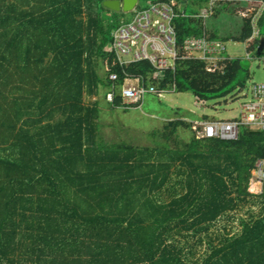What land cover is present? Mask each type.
I'll use <instances>...</instances> for the list:
<instances>
[{"label": "trees", "instance_id": "16d2710c", "mask_svg": "<svg viewBox=\"0 0 264 264\" xmlns=\"http://www.w3.org/2000/svg\"><path fill=\"white\" fill-rule=\"evenodd\" d=\"M106 1L114 0H0V264H264V183L260 195L248 192L264 160L263 131L200 140L192 124L175 121L156 149L107 146L99 104H84L86 95L114 91L108 103L127 112L124 79L150 77L159 89L193 93L205 107L244 90L249 70L230 55L214 73L206 62L179 61L161 81L150 63L121 66L114 33L133 11H112ZM172 1L139 0L137 7ZM175 1L183 13L180 43L207 34L247 44L248 58L264 63V9L253 23L264 0ZM226 18L238 20L235 30L220 28ZM180 128L193 136L173 149ZM250 203L261 215L241 234L211 233ZM199 247L206 255L193 261Z\"/></svg>", "mask_w": 264, "mask_h": 264}, {"label": "built area", "instance_id": "2783aa9c", "mask_svg": "<svg viewBox=\"0 0 264 264\" xmlns=\"http://www.w3.org/2000/svg\"><path fill=\"white\" fill-rule=\"evenodd\" d=\"M263 3L261 2L262 7L254 16V24L258 22L264 9ZM211 14L205 12L202 17L207 18ZM180 16L182 17L183 13L180 14L173 4L167 2L150 4L143 9L136 7L131 21L123 24L114 33L112 47L118 57L117 63L119 62L121 66L150 63L158 74L159 81L164 78L167 71H174L179 61H203L208 63L209 72H216L219 64L229 57L226 44L212 39L207 34L198 38H188L180 43L176 25ZM258 35L259 32L256 30L250 41ZM110 80L115 84L119 81V76L112 74ZM151 80L150 77L148 82L144 78L126 77L119 91L123 99V108L129 110L141 108L148 96H161L167 92V90H159ZM113 92L107 95L108 102L112 104L115 101ZM250 96L251 99L242 105L240 116L235 119L196 122L192 129L197 138L232 142L239 139L243 128L264 132V83L255 84ZM253 174L256 180L253 182L254 185L263 187L264 160L256 163Z\"/></svg>", "mask_w": 264, "mask_h": 264}, {"label": "rangeland", "instance_id": "374dc122", "mask_svg": "<svg viewBox=\"0 0 264 264\" xmlns=\"http://www.w3.org/2000/svg\"><path fill=\"white\" fill-rule=\"evenodd\" d=\"M252 2L255 3L256 1ZM171 4L179 10L180 4L177 1L174 0ZM252 13H254L253 9L241 13V15L247 17ZM131 18L130 15L125 17L126 20H131ZM237 23V19L226 18L219 21L218 25L221 29L223 26H227L226 28L231 32L236 29ZM226 46L229 55L232 58L240 59L244 67L249 70L250 78L246 79L247 85L244 90L236 89L225 99L210 100L205 107H201L196 96L191 92L176 93L175 86L171 89H159L167 90V92L161 96L150 95L141 108L130 109L127 112L110 106L107 100L110 91L102 90L100 96L86 95L85 105L99 104V133L102 144L107 146L125 144L138 149H156L158 142L163 143L165 141L162 136L169 134V131L166 130L168 123L183 121L194 126L196 122H202L206 116L210 117L209 122L232 120L239 117L242 105L251 99L250 93L253 86L264 83V63L252 57L248 58L247 44L231 42L227 43ZM176 67L174 71H176ZM104 71V69L101 70L102 75H104ZM242 77L245 78L246 74L244 73ZM192 136L191 131L180 128L177 137H174L175 141L179 142L176 144L172 140L169 144L173 149L184 148L189 144ZM252 178L248 192L253 195H260L263 187L254 185L253 182H256L254 174ZM172 180H178L176 174L172 176ZM231 215L234 217L233 220L225 217L211 230V233L224 232L226 227L230 231L231 237L239 235L243 231L245 222L250 221L253 216L257 218L256 216L261 215V208L250 203ZM183 241L185 240L183 239ZM196 241L189 239V244L194 245ZM198 252L199 255L193 261H197L196 259L206 255V247H199Z\"/></svg>", "mask_w": 264, "mask_h": 264}, {"label": "water", "instance_id": "95a60500", "mask_svg": "<svg viewBox=\"0 0 264 264\" xmlns=\"http://www.w3.org/2000/svg\"><path fill=\"white\" fill-rule=\"evenodd\" d=\"M139 4V0H114V1H106L105 6L115 12L130 13L135 10L137 5ZM264 52V38L261 40V45L258 49V55Z\"/></svg>", "mask_w": 264, "mask_h": 264}]
</instances>
